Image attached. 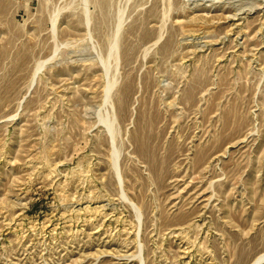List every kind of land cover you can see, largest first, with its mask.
I'll list each match as a JSON object with an SVG mask.
<instances>
[{"label": "rangeland", "instance_id": "374dc122", "mask_svg": "<svg viewBox=\"0 0 264 264\" xmlns=\"http://www.w3.org/2000/svg\"><path fill=\"white\" fill-rule=\"evenodd\" d=\"M263 252L264 0H0V264Z\"/></svg>", "mask_w": 264, "mask_h": 264}, {"label": "bare ground", "instance_id": "6f19581e", "mask_svg": "<svg viewBox=\"0 0 264 264\" xmlns=\"http://www.w3.org/2000/svg\"><path fill=\"white\" fill-rule=\"evenodd\" d=\"M169 5V4H168ZM171 6V5H170ZM60 11V10H59ZM120 11V10H119ZM169 11H171V9L170 10H168V12ZM59 15V14H58ZM123 15V14H122ZM168 15V14H167ZM88 16V15H87ZM89 16H91V15H89ZM120 16V15H119ZM165 16V15H164ZM87 18V17H86ZM90 19L91 18H87V23H89V21H90ZM124 19V18H123ZM54 20V19H53ZM56 21H57V19H55ZM164 20V19H163ZM118 21H120L119 22V25L116 27V28H118L117 29V31H116V33L114 34L115 35V37L116 38H113V41H114V39H116L114 42V45L112 46V48H113V50L114 49H117V48H119V46H118V42H117V38H118V35H120L119 34V32H120V27H121V25L124 23H122L121 21H122V18H120ZM125 21V20H124ZM54 22V21H53ZM54 23H57V22H54ZM53 23V24H54ZM122 23V24H121ZM90 24V23H89ZM55 25V24H54ZM53 25V27H55ZM88 26V25H87ZM53 29V28H52ZM55 30H56V28H55ZM90 30V29H89ZM53 33H55V32H53ZM56 34V33H55ZM54 37V36H53ZM55 38V37H54ZM119 39V38H118ZM118 46V47H117ZM112 50V49H111ZM113 50H112V52H113ZM118 50V49H117ZM117 50H116V52H117ZM119 51V50H118ZM115 53V52H114ZM113 54V53H112ZM111 54V55H112ZM117 54V53H116ZM115 58V57H114ZM117 64V63H116ZM44 65V64H43ZM105 65H103V67H104ZM43 66H42V64H39L38 66H37V69L35 70V73H34V75H36L40 70H41V68H42ZM107 67V66H106ZM110 82H112V81H110ZM109 83V82H108ZM115 83V82H114ZM113 83V84H114ZM116 85V84H115ZM110 88L112 87V89H110V90H108V92L107 93H109V94H107V97L108 96H110V93L112 92L111 90H113L114 88V86L112 85V86H109ZM106 88V87H105ZM129 90V89H128ZM127 90V91H128ZM105 91V90H104ZM107 91V90H106ZM109 91H111V92H109ZM105 93V92H104ZM106 96V95H105ZM111 97H112V95L110 96V97H108L107 99H111ZM106 99V98H105ZM106 99V100H107ZM113 100V99H112ZM109 102H110V100H109ZM110 104H111V112L108 114V115H110V116H108L109 118H111V121L108 123V124H110V128L108 129L109 130V132H111L110 134H112L113 133V126H115V125H117V121H118V115H117V113H116V110H115V105L113 104V103H111L110 102ZM109 106V105H108ZM102 122V121H101ZM108 122V121H107ZM106 127V126H105ZM116 127V126H115ZM116 129V128H115ZM112 136V135H111ZM113 137V136H112ZM145 140V139H144ZM141 142H140V147L142 146L143 147V152H147V146L145 145L146 144V141L147 140H145V142L144 141H142V140H140ZM113 146V148H112V152H111V159H112V166H113V168H114V170H115V172H116V176L118 177V179H119V182H120V184H123V176H122V172H121V169H120V163H119V158H120V150L117 148V147H115L114 145H112ZM144 146H146V148H144ZM133 149V148H132ZM141 151H142V149H141ZM154 157V156H153ZM121 187H122V185H121ZM124 194V193H123ZM126 195L124 194V197H125ZM123 197V198H124ZM125 198H127L128 199V197L126 196ZM126 199V200H127ZM128 201L134 206V209H135V211H137V213H138V215H140L141 216V210L137 207V205H135L130 199H128ZM140 216H139V218H140ZM262 261H264V252L263 253H260V254H258L256 257H255V259L254 260H252L251 261V263L250 264H259V263H261Z\"/></svg>", "mask_w": 264, "mask_h": 264}, {"label": "water", "instance_id": "95a60500", "mask_svg": "<svg viewBox=\"0 0 264 264\" xmlns=\"http://www.w3.org/2000/svg\"><path fill=\"white\" fill-rule=\"evenodd\" d=\"M261 263H263V261ZM261 263H259V264H261Z\"/></svg>", "mask_w": 264, "mask_h": 264}]
</instances>
